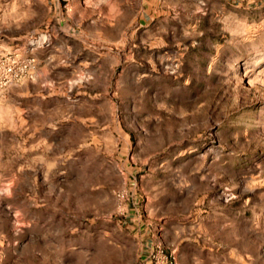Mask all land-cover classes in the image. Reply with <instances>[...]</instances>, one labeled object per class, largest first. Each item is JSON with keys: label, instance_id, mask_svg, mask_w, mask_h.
<instances>
[{"label": "rangeland", "instance_id": "obj_1", "mask_svg": "<svg viewBox=\"0 0 264 264\" xmlns=\"http://www.w3.org/2000/svg\"><path fill=\"white\" fill-rule=\"evenodd\" d=\"M0 264H264V0H0Z\"/></svg>", "mask_w": 264, "mask_h": 264}, {"label": "built area", "instance_id": "obj_2", "mask_svg": "<svg viewBox=\"0 0 264 264\" xmlns=\"http://www.w3.org/2000/svg\"><path fill=\"white\" fill-rule=\"evenodd\" d=\"M3 74L7 77H18V72L16 71V69L14 67L11 66H7L3 69Z\"/></svg>", "mask_w": 264, "mask_h": 264}]
</instances>
